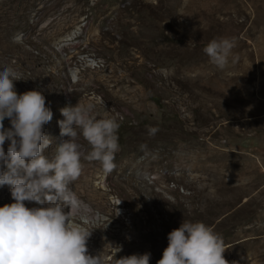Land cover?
Wrapping results in <instances>:
<instances>
[{"label": "rangeland", "instance_id": "374dc122", "mask_svg": "<svg viewBox=\"0 0 264 264\" xmlns=\"http://www.w3.org/2000/svg\"><path fill=\"white\" fill-rule=\"evenodd\" d=\"M220 37L234 42L223 69L202 51ZM3 65L17 94L45 96L46 156L65 106L92 103L119 124L115 168L85 160L69 185L88 255L157 264L185 219L222 237L229 264H264V0H0ZM9 187L0 207L14 202Z\"/></svg>", "mask_w": 264, "mask_h": 264}, {"label": "clouds", "instance_id": "9594fccd", "mask_svg": "<svg viewBox=\"0 0 264 264\" xmlns=\"http://www.w3.org/2000/svg\"><path fill=\"white\" fill-rule=\"evenodd\" d=\"M22 38L17 33L12 40ZM233 47L232 38L220 37L211 39L202 51L209 63L223 69ZM18 79L14 68L0 66V187L10 186L14 201L0 207V264H104L101 255L87 254L91 232L70 219L79 212L81 201L69 185L81 176L85 160L99 162L105 174L115 168L119 124L107 113L97 118L92 103L79 100L75 106H65L59 109L64 119L57 121L60 141L46 156L44 150L52 141L44 126L53 113L40 91L17 94L13 82ZM5 118L11 127H4ZM155 131L148 128L149 135ZM78 135L87 142V152L77 142ZM25 201L42 207L28 208ZM167 240L157 264H229L222 237L201 221L184 219ZM112 250L116 254L121 248ZM149 260L150 253L132 254L115 259V264H149Z\"/></svg>", "mask_w": 264, "mask_h": 264}, {"label": "bare ground", "instance_id": "6f19581e", "mask_svg": "<svg viewBox=\"0 0 264 264\" xmlns=\"http://www.w3.org/2000/svg\"><path fill=\"white\" fill-rule=\"evenodd\" d=\"M51 139V138H50ZM56 142H55V140H53V142L51 143V144H55ZM51 144L49 145V146H51ZM80 210H84V207L83 206H81L80 207ZM75 216V215H74Z\"/></svg>", "mask_w": 264, "mask_h": 264}]
</instances>
